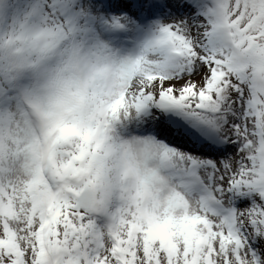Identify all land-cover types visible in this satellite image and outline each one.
I'll use <instances>...</instances> for the list:
<instances>
[{
  "label": "snow or ice",
  "instance_id": "snow-or-ice-1",
  "mask_svg": "<svg viewBox=\"0 0 264 264\" xmlns=\"http://www.w3.org/2000/svg\"><path fill=\"white\" fill-rule=\"evenodd\" d=\"M0 264H264V0H0Z\"/></svg>",
  "mask_w": 264,
  "mask_h": 264
}]
</instances>
